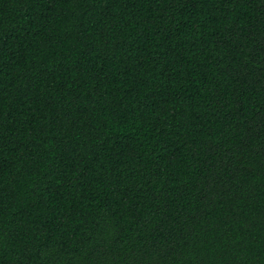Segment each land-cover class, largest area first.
I'll list each match as a JSON object with an SVG mask.
<instances>
[{
    "label": "trees",
    "instance_id": "16d2710c",
    "mask_svg": "<svg viewBox=\"0 0 264 264\" xmlns=\"http://www.w3.org/2000/svg\"><path fill=\"white\" fill-rule=\"evenodd\" d=\"M0 264H264V0H0Z\"/></svg>",
    "mask_w": 264,
    "mask_h": 264
}]
</instances>
